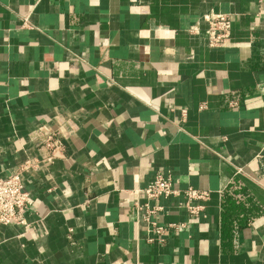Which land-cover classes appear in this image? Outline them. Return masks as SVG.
Returning <instances> with one entry per match:
<instances>
[{
  "label": "crops",
  "instance_id": "1",
  "mask_svg": "<svg viewBox=\"0 0 264 264\" xmlns=\"http://www.w3.org/2000/svg\"><path fill=\"white\" fill-rule=\"evenodd\" d=\"M17 172L31 206L0 224V264H264V1L0 0V180ZM158 173L182 194L149 200ZM148 203L185 226L160 241Z\"/></svg>",
  "mask_w": 264,
  "mask_h": 264
},
{
  "label": "built area",
  "instance_id": "2",
  "mask_svg": "<svg viewBox=\"0 0 264 264\" xmlns=\"http://www.w3.org/2000/svg\"><path fill=\"white\" fill-rule=\"evenodd\" d=\"M203 20L207 24L208 40L211 47H227L231 44L233 21L228 13H209L203 16ZM197 30L198 26L192 27L190 32L194 34L198 32ZM182 115L186 119V109L182 111ZM45 145L51 150H56L60 146V142L55 134H50L45 139ZM238 171L242 172V169H238ZM143 192L149 200L160 197L168 198L182 194V191L175 187L172 177H166L162 173H158ZM183 194L186 200L181 203V207L185 208L190 215H200L203 210V205L195 204L194 202L207 200L209 198V191L189 187L184 190ZM30 206V195L24 186L21 172L11 174L7 178L0 180V224L26 223L25 213L29 210ZM145 207H148V215L145 219L153 225V231L160 241H164V235L171 229L185 226V224L164 225L153 221L152 215L162 210L163 207H151L149 203Z\"/></svg>",
  "mask_w": 264,
  "mask_h": 264
}]
</instances>
